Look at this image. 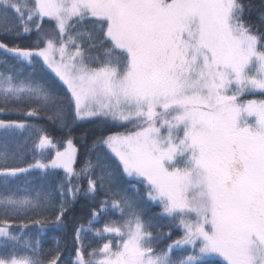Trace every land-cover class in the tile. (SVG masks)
<instances>
[{"label":"snow or ice","instance_id":"obj_1","mask_svg":"<svg viewBox=\"0 0 264 264\" xmlns=\"http://www.w3.org/2000/svg\"><path fill=\"white\" fill-rule=\"evenodd\" d=\"M13 13L0 36L36 40H0V114L24 117L0 119V264H264V0H0ZM44 115L106 126L83 167L70 137L27 123ZM25 133L21 166L8 145ZM34 170L63 175L19 195ZM80 197L72 249L45 253Z\"/></svg>","mask_w":264,"mask_h":264},{"label":"trees","instance_id":"obj_2","mask_svg":"<svg viewBox=\"0 0 264 264\" xmlns=\"http://www.w3.org/2000/svg\"><path fill=\"white\" fill-rule=\"evenodd\" d=\"M259 3V0H256ZM7 23L8 25H15L17 23L15 14L13 13L7 21L0 20V25ZM52 24L45 23L44 30L51 32L52 31ZM0 40H3L8 43H18L24 46L34 44L36 40V36L30 35L20 40L13 41L11 37H4L0 36ZM0 59H3V52L0 51ZM24 71H32L31 69H24ZM37 71L39 68L37 67ZM258 98H261L258 96ZM51 115V113H48ZM0 119H24V117L17 116L16 114H0ZM68 122L71 124V115L68 116ZM27 123L33 124L38 128L44 129L49 135H51L57 142L58 146L61 150L64 148V141L67 140L69 137L73 140V143L78 149L76 163L74 167L77 169L83 167L85 160L88 159L87 149L91 146L92 140L95 138L96 135H99L102 130H106V126L102 125L99 121L96 122H76L75 124L71 125V131L69 129L63 128L60 124L54 120H49L47 115H44L40 119L30 118L27 119ZM116 131H125L124 128L114 129ZM36 139L35 135L29 137L27 133L23 134L22 136L17 137L14 141H11L8 145L9 150L11 152H16L22 158L21 166H26L28 162L33 161L34 155L36 153L33 150V141ZM54 153V152H53ZM51 153V155L53 154ZM62 172H58L55 177L48 175L46 176L40 170H34L26 177H22L20 180H16L13 182V187L19 188L20 191L18 192L19 195H24L23 189L28 188H36V189H43L49 190L50 188L55 186L56 181L62 176ZM25 180L29 183L26 184ZM127 177H123L121 174H117L115 177V183L117 187L123 186L128 187L125 183ZM86 186V185H85ZM33 196L35 192L31 193ZM131 194V193H129ZM91 202L83 197L78 198L71 206V210L67 214L69 219L66 222L67 227L63 229H52L49 228L45 231L42 237V248L45 253L49 251V249H54L56 247V242L58 241L61 247H66L67 249H72V237H73V228L76 224L85 223L89 219V212L91 209ZM142 208L145 212L146 218L158 216L161 212L160 207L155 203H143ZM154 223H159L162 225H167L166 220H156ZM99 226V225H98ZM164 232H168V228L165 226L162 229ZM36 229L32 228L29 235L35 234ZM181 235L179 230L173 229L172 230V239H176ZM91 240V237H90ZM95 245V241H92ZM168 243H171V240H161L159 242V247L164 248ZM74 253L69 252V257L73 256Z\"/></svg>","mask_w":264,"mask_h":264},{"label":"rangeland","instance_id":"obj_3","mask_svg":"<svg viewBox=\"0 0 264 264\" xmlns=\"http://www.w3.org/2000/svg\"><path fill=\"white\" fill-rule=\"evenodd\" d=\"M250 98H257V99H259L258 96H256V97H250ZM52 155H54V153ZM217 260H220V258H217Z\"/></svg>","mask_w":264,"mask_h":264}]
</instances>
